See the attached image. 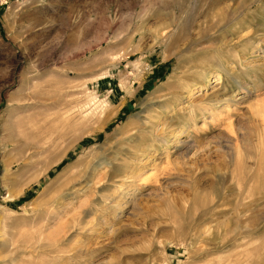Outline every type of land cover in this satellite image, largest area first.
<instances>
[{
	"label": "rangeland",
	"instance_id": "obj_1",
	"mask_svg": "<svg viewBox=\"0 0 264 264\" xmlns=\"http://www.w3.org/2000/svg\"><path fill=\"white\" fill-rule=\"evenodd\" d=\"M0 264H264V0H0Z\"/></svg>",
	"mask_w": 264,
	"mask_h": 264
},
{
	"label": "bare ground",
	"instance_id": "obj_2",
	"mask_svg": "<svg viewBox=\"0 0 264 264\" xmlns=\"http://www.w3.org/2000/svg\"><path fill=\"white\" fill-rule=\"evenodd\" d=\"M128 124V123H127ZM135 132V131H134ZM133 132H131L130 134H132ZM172 134H174V133H172ZM139 145V144H138ZM141 146V145H140ZM137 147V146H136ZM144 149V148H143ZM145 150V149H144ZM141 151V150H140ZM145 152V151H144ZM136 154V153H135ZM133 155H134V153H133ZM102 156V155H101ZM64 157L65 156H63L60 160H58V161H56L55 163L56 164H58L59 162H61L62 161V159H64ZM135 158V157H134ZM133 158V159H134ZM98 158H96V157H94V158H87V157H84V158H81V159H79L78 160V162L74 165V166H72V167H69V168H67V170L64 172V174H63V176L65 175V178H66V181L64 180V183L62 184L63 186H62V188L63 187H66V188H68L69 187V189L71 190L72 188H70V186L71 185H73L74 183H76L77 181H81V179H83V178H85V177H87V176H91L92 177V179H98V180H104L103 179V176H104V174L107 172H105V173H102L100 170L98 171V170H96L95 169V162H96V160H97ZM137 159V158H136ZM98 161V160H97ZM50 166H48L45 170H44V172L45 173H48V170L52 167H50ZM95 169V170H94ZM111 170V169H110ZM108 174V173H107ZM106 175V174H105ZM109 175V174H108ZM107 176V175H106ZM106 176H104V177H106ZM62 177V176H61ZM123 178L124 177H129L128 176V173H125L123 176H122ZM126 178H124V179H126ZM115 181V180H114ZM63 182V181H62ZM101 183V182H100ZM60 186H61V184H60ZM98 186H100V185H98ZM101 187V186H100ZM61 188V187H60ZM64 189V188H63ZM109 207V206H108ZM66 208V210H67V207H65ZM60 214V213H59ZM255 220H257L256 219V217L253 215L252 216V221H255ZM257 223V222H256Z\"/></svg>",
	"mask_w": 264,
	"mask_h": 264
}]
</instances>
